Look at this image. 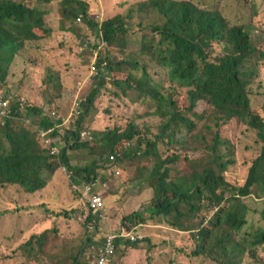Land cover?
<instances>
[{
    "label": "trees",
    "instance_id": "16d2710c",
    "mask_svg": "<svg viewBox=\"0 0 264 264\" xmlns=\"http://www.w3.org/2000/svg\"><path fill=\"white\" fill-rule=\"evenodd\" d=\"M90 4L84 0H64L61 29L77 35L75 40H81L79 44L88 38L96 46L101 41L107 42L113 59L110 73L108 77L97 78L91 93L82 100L80 107L84 113L76 117L71 127L65 128L67 145L57 157L51 155L55 148L53 140L61 134L56 129L57 116L45 115L43 108L30 104L23 111L25 104L21 100L13 105L12 117L0 120V187L19 186L34 194L48 186L46 173L54 175L64 167L75 186L91 183L98 177L107 180L109 189L101 191L106 195L111 190L112 177L108 174L115 176L119 171L120 175L133 176L134 182L135 178L147 180L154 197L144 211H135L123 219L120 230L115 231L118 251L122 244L136 248L144 239L133 241L127 234L140 233L136 231L139 225L159 216L169 218L173 228L196 239L198 245L193 255L208 256L218 264H234V256L246 255L252 252L249 248L252 247L256 262L263 263L264 228L253 239H244L246 247L235 243L234 233L241 232L248 224L250 207L243 198L253 195L264 198V115L254 110L252 102L253 85L264 65V47L256 46L245 25H230L219 9L202 8L186 0H149L139 6L144 8L149 4L153 11H158L163 25L153 24L151 31L159 35L160 44L146 48L145 54L131 56L128 44L133 13L97 20L89 14ZM80 14L95 27V35L90 30L85 34L79 32ZM50 18L51 11L32 6V0H0V83L6 82L23 50L30 45H36L37 50L42 46L38 44L54 36L56 31L49 24ZM150 64L167 71L171 93H166L152 78ZM47 66L52 76L44 84L45 90L51 84L62 90L57 72ZM107 83L126 96L127 92L136 91L139 100L151 98L155 109L131 119L125 128L115 126L93 131L94 141L81 143L83 125ZM175 85L185 90V100L175 96ZM6 91L12 98L11 92ZM148 116L160 119L157 131L149 126L142 130L138 120ZM29 117L33 123L28 121ZM233 120L249 126L257 135L258 154L245 183L240 185L229 181L227 174L235 161L220 149L224 143L222 128ZM41 129H54L50 141H44ZM161 145L167 150H162ZM173 147L191 148L196 157H182ZM79 149L92 150L91 161L86 166L71 164L70 151ZM174 170H181L176 179L172 178ZM214 208L218 211L207 225L198 222L200 213ZM95 219L98 223L94 234L100 219L90 210L85 221L88 232V227L96 225ZM107 234L90 236L72 263L92 264L94 248L103 245ZM45 236L47 242V233L40 235L37 242L43 244ZM33 239L37 238L32 237L28 243ZM86 253L89 255L83 259Z\"/></svg>",
    "mask_w": 264,
    "mask_h": 264
},
{
    "label": "rangeland",
    "instance_id": "374dc122",
    "mask_svg": "<svg viewBox=\"0 0 264 264\" xmlns=\"http://www.w3.org/2000/svg\"><path fill=\"white\" fill-rule=\"evenodd\" d=\"M84 1L91 3L89 14L96 16L97 20H107L119 14L133 13V31L128 44L131 56L145 54L146 48L151 49L155 44H160L158 43L159 35L151 31V25L156 23L163 25L158 11H153L149 4L144 8L139 6L149 0ZM186 1L206 9H219L230 25H245L256 46L264 47V0ZM63 4L64 0H49V2L32 0V6L38 5L51 11L49 24L56 33L48 39V42L38 44L42 46L37 50L36 45H30L23 50L11 67L6 82L0 83V87L11 92L12 105L19 100L25 104L23 111L30 104L43 108L45 115L52 117L61 115L66 118L72 117L74 113L76 118L84 113V108L76 104L80 105L82 100L86 99L95 86L94 81L98 80L91 76L89 70V64H93L95 52L91 48L90 38L79 44L81 40L79 42L75 40L78 38L77 35L62 32ZM141 10L144 12H140ZM78 25L81 28L80 33L82 31L85 34L87 30H90L92 35L96 34L95 27L90 26L84 18ZM87 42L89 47L84 48ZM37 60L40 62L36 63ZM109 60L111 65L113 59L110 53ZM47 65L57 72L63 85L62 90H56L53 84L47 91L45 90L44 84L48 77L52 76L47 72L49 67ZM260 71L261 76L253 85L252 102L254 110L264 115V65ZM150 72L152 78L165 88L166 93L172 92L171 79L166 70L157 67L156 64H150ZM174 90L177 91L176 97L185 100V90L176 85ZM122 92L113 84L107 83L83 128L92 132L115 126L125 128L131 119L155 109V103L151 98L145 97L139 100L136 91L127 92L128 96ZM28 121L33 123L31 117ZM138 123L142 130L149 126L153 131H157L160 119L148 116L138 120ZM33 128L38 130L36 127ZM65 128L67 126L58 130L61 134L53 140L55 143L53 150L60 152L66 147ZM222 135L224 143L220 147L221 152L230 154L235 161L230 165L228 179L233 184H244L253 160L258 154L256 132L244 123L233 120L222 128ZM43 147H45L44 143ZM164 147L161 145L162 150H167ZM173 149L182 157H196L190 152L191 148L179 147L177 150L173 147ZM91 154L92 150L89 149L70 151L71 164L86 166L91 161ZM120 171L122 172L121 169ZM180 171L174 170L172 178L176 179L179 176L177 172ZM184 173L186 174V171ZM148 174L147 171L145 175ZM108 176L112 177L111 190L104 195L108 216L107 220L99 218L100 225L95 234L92 233L95 229L91 227L96 228L98 221L94 220L96 225L88 227L90 229L88 232L85 221L89 217L90 210L82 198L79 189L81 185L76 187L73 184L70 172L64 167L54 175L46 173L48 186L34 194L26 193L19 186L0 187V264H73V257L90 236L103 237L110 231L120 230L126 216L135 211H144L151 204L154 195L147 180L143 182L135 178L134 182L133 176L125 173L115 176L109 173ZM243 200L250 207L248 224L241 229V232L234 233V239L235 243H243L246 247L244 239H253V235L264 228V198L260 199L253 195ZM217 211V208H214L200 213L198 222L202 221L204 225H207ZM168 222L169 218L158 216L150 219L146 224L139 225L136 231L142 233L144 240L138 242L136 248L122 244L121 249L117 250L113 264H218L208 256L193 255L198 245L196 239L190 233L173 228ZM43 233H47L48 240L46 242V236L43 237L45 240L41 244L37 241H40V235ZM32 237L37 239H33L29 244ZM249 248L252 252L255 250L252 247ZM252 252L234 256V264H264V262L257 263L255 259L257 257H253ZM88 255V253L83 255V259H86ZM261 258L264 261V251H261Z\"/></svg>",
    "mask_w": 264,
    "mask_h": 264
},
{
    "label": "built area",
    "instance_id": "2783aa9c",
    "mask_svg": "<svg viewBox=\"0 0 264 264\" xmlns=\"http://www.w3.org/2000/svg\"><path fill=\"white\" fill-rule=\"evenodd\" d=\"M83 14H80L77 22L82 23ZM91 44L94 45L92 50L95 52L93 64H90V74L94 78H104L109 75L111 68L110 60H109V45L105 41H101L100 45L96 46V42L91 38ZM98 42V41H97ZM85 48L89 47V43H85ZM106 50V51H105ZM108 52V53H107ZM105 53V54H103ZM11 97L8 95V92L0 87V120H4L12 117V108ZM76 106H80L79 103ZM72 117H62L61 115H57L56 129H61L64 126L71 127L73 123H76V118L74 117V113H72ZM79 115L80 112L78 111ZM78 117V116H77ZM55 120V122H56ZM54 129L49 130H40V134L43 139L47 142L49 140V134L53 132ZM50 141V140H49ZM94 141V134L89 129H83L80 133L79 142L81 143H90ZM53 155L58 156L59 151L53 150ZM117 174L120 175V172L117 171ZM78 186V185H77ZM76 186V187H77ZM80 191L82 194L83 200L86 202L89 210H91L94 215L98 218H102L103 220H107L108 210L106 199L101 192L103 190L109 189V182L102 177L96 178L91 183H82L80 186ZM91 229H95L94 226ZM127 237H130L133 241H138L143 239V235L140 233L131 232L127 234ZM117 238L118 234L114 231H110L106 238L104 239L103 245L100 247L94 248L95 254L93 256L92 264H113V259L115 258L117 252Z\"/></svg>",
    "mask_w": 264,
    "mask_h": 264
},
{
    "label": "crops",
    "instance_id": "0c3cea01",
    "mask_svg": "<svg viewBox=\"0 0 264 264\" xmlns=\"http://www.w3.org/2000/svg\"><path fill=\"white\" fill-rule=\"evenodd\" d=\"M88 61H91V60H88ZM152 190V189H151Z\"/></svg>",
    "mask_w": 264,
    "mask_h": 264
}]
</instances>
